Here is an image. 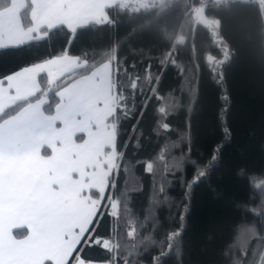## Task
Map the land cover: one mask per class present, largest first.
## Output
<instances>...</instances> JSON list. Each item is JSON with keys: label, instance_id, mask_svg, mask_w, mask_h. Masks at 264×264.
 <instances>
[{"label": "trees", "instance_id": "1", "mask_svg": "<svg viewBox=\"0 0 264 264\" xmlns=\"http://www.w3.org/2000/svg\"><path fill=\"white\" fill-rule=\"evenodd\" d=\"M207 1L134 14L114 6L106 23L42 29L40 40L0 49V80L62 56L81 64L53 85L40 75V91L0 123L42 97L52 115L63 88L110 64L117 164L66 264H255L264 249V10L253 1L205 7L213 38L188 14ZM11 3L0 0V12ZM30 7L20 12L25 28Z\"/></svg>", "mask_w": 264, "mask_h": 264}, {"label": "crops", "instance_id": "2", "mask_svg": "<svg viewBox=\"0 0 264 264\" xmlns=\"http://www.w3.org/2000/svg\"><path fill=\"white\" fill-rule=\"evenodd\" d=\"M28 2L31 21L38 14L40 29L59 23L71 32L76 18L96 4L106 15L107 8L117 5V0H12L10 7L0 12V48L30 41L25 30L33 28L34 21L25 28L20 18ZM67 57L36 64L0 80V114L39 92L40 75L46 76L49 85L61 79ZM102 66L63 88L52 115L44 113L46 99L42 97L0 123V264H50L55 255L66 264L100 209L103 198L99 194L107 190L112 167L104 168V143L95 139V144L87 146L86 136L78 139L85 133L83 125L72 129L70 119L83 115L80 104L86 92L82 87L101 75ZM50 71H57L53 82L48 80ZM102 179L105 185L97 189ZM91 192L99 196L93 198ZM15 230H25L26 236L16 239ZM73 264L102 263L77 260Z\"/></svg>", "mask_w": 264, "mask_h": 264}, {"label": "rangeland", "instance_id": "3", "mask_svg": "<svg viewBox=\"0 0 264 264\" xmlns=\"http://www.w3.org/2000/svg\"><path fill=\"white\" fill-rule=\"evenodd\" d=\"M27 5L31 6V4L29 2L26 4V6ZM95 6L96 7L93 8V10H91L90 12L85 13V14L81 13L80 16L78 18H76V20H77V23H75L76 25L70 27V28H74V29H70V30H73V32H74L75 29L77 30L78 28L87 26V25L92 24V23L103 24V23L108 22L107 15L101 13V10L99 7L100 5L96 4ZM73 13L76 14V11L74 10ZM71 17H74V16H71ZM33 21H34L33 28H30L29 30H25L26 32L29 31L28 35L31 37L30 41H27V42L40 40V39L45 37V34L43 35V33H42V29H40L42 26L41 25L42 23H41V19H40L38 14L35 15ZM53 22H57V21H53ZM51 24H54V23H51ZM58 26H62V25L57 23V25H54L52 27H48L49 28L48 30L53 29V28L58 27ZM177 40L181 42V41H183V37L179 36L177 38ZM8 46H10V45H8ZM13 46H15V45H13ZM2 48H7V47H2ZM79 67H80V64L77 62L76 58H73V57L70 58L68 56L67 60L64 62V67L62 69V71L64 73L62 75H60V78H62L65 75L70 74L71 72H73V70H76ZM67 68H70V69L68 71H66ZM101 69H102L100 71L101 75H99V74L96 75V77L93 78V82L90 85H85L84 87H82V91L86 92L84 99L81 100L82 102L80 104V108L82 109L81 114H83V115H81L79 117V119H77V117H75V116H72V119H70V120L72 123V129L80 127V125L82 128V125H83L82 129L85 131V133H82L81 136H78V139L80 138L79 140H81L82 136H86L87 146H90L92 142H94V144H95V141H96L95 139H97L98 142L104 143V145H103L104 149L102 152L103 164L105 165L104 168L110 169L112 167V169H111V172H112L116 168L117 158H116V154L114 152L113 128L107 122L113 113V96H112V86H111V80H110V64L106 63V65L102 66ZM56 73H57V71H54V73H53V71L49 72V79L48 80H50V82H53V80H55L57 78L58 75H55ZM94 85H98L97 91H96L97 87H96V89H94ZM99 90H100V92H99ZM95 91H96V96L95 95L93 96L92 94L93 93L95 94ZM105 182L106 181L104 179H102V182H100V184L96 188L98 189V187H99L102 189L103 186L105 185ZM99 195L100 196L102 195L100 197L102 199L104 193L99 194ZM108 202H109L110 211L115 212L116 211V207H115L116 204L114 205V203L110 202L109 200H108ZM242 236H243V234H242ZM244 236H245V234H244ZM71 238L74 239L73 237H71ZM67 242H69V241H67ZM73 244H75V243H73ZM103 244L107 245L106 242H103ZM57 247H58V245H57ZM53 258L54 259H52V261H50L52 264H62L63 263L62 259L59 258L58 255H55ZM77 260H79V259L76 256L75 259L73 260L72 264L75 263ZM254 262H255V264H264V249H262V251L260 253L258 252L257 255H255Z\"/></svg>", "mask_w": 264, "mask_h": 264}, {"label": "built area", "instance_id": "4", "mask_svg": "<svg viewBox=\"0 0 264 264\" xmlns=\"http://www.w3.org/2000/svg\"><path fill=\"white\" fill-rule=\"evenodd\" d=\"M165 0H117V6L121 11H125L130 14L152 10L156 6L163 3ZM232 1H239L241 3H248L253 1L257 4L261 11L264 10V0H208L206 3L200 5L192 4L188 14H192L200 7L221 5Z\"/></svg>", "mask_w": 264, "mask_h": 264}, {"label": "water", "instance_id": "5", "mask_svg": "<svg viewBox=\"0 0 264 264\" xmlns=\"http://www.w3.org/2000/svg\"><path fill=\"white\" fill-rule=\"evenodd\" d=\"M205 11H206V8H201L198 11H196V13L194 14V18H195L194 29L197 26L205 27L208 29L209 32H211V34L213 35V38H215L216 33L213 30V27L217 26V24L208 22L207 18L205 17Z\"/></svg>", "mask_w": 264, "mask_h": 264}]
</instances>
